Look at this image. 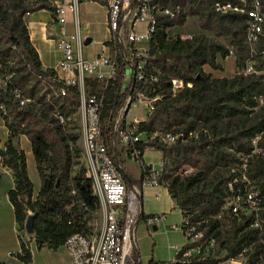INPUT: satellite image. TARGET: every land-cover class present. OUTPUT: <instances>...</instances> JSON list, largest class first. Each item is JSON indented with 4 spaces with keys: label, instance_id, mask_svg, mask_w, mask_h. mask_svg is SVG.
I'll use <instances>...</instances> for the list:
<instances>
[{
    "label": "trees",
    "instance_id": "16d2710c",
    "mask_svg": "<svg viewBox=\"0 0 264 264\" xmlns=\"http://www.w3.org/2000/svg\"><path fill=\"white\" fill-rule=\"evenodd\" d=\"M193 1H167L172 6L180 3L185 11L173 20L159 17L149 42L146 78L132 82L123 91L121 65L116 79L105 90V107L113 112L122 107L133 87L134 92L141 90L150 97L163 95L156 100L148 119L137 124L135 134L165 131L178 133L179 139L171 145L156 140L138 142L141 149L138 160L143 168L139 181L144 180L146 170L151 168L143 161L145 147L161 150L168 163L180 173L170 174L167 183L161 178L159 181L169 188L185 217L204 230L205 241L222 239L226 250L223 259L236 256L248 247L250 262L264 264L263 75L237 73L233 77H212L205 67L222 69L218 56L226 59L230 47L234 49L237 67L245 64L247 47L243 42L242 17L215 13L210 1L199 0L197 6H193ZM41 8L54 10L45 0H0V63L4 77L10 75L5 84L0 83L2 118L9 131L4 144L6 154L0 152V155L14 174L15 187L9 191V198L18 230H25L27 218L32 214L35 232L30 236L39 247L57 249L70 234L90 232L92 214L100 204L93 192L92 178L80 161V136L67 127L74 121L70 119L62 124L57 118V113L68 118V114L77 110L78 91L63 97L56 95L62 84L53 81L54 69L43 68L30 37L25 15ZM191 15L199 16L200 29L214 32L224 42L203 34L195 35L192 40L168 35L169 27L184 26ZM119 62L122 64L120 57ZM257 67L264 69V57L258 58ZM151 76L158 80L152 81ZM174 77H182L192 86L173 94L171 79ZM16 89L20 90V96L15 93ZM235 119H239L237 124L233 123ZM219 123H224L223 130L218 128ZM103 133L109 153L116 160L112 125H105ZM18 135L27 136L31 143L41 179L37 194L28 171L26 152L13 142V137ZM187 165L197 171L182 174ZM220 169H225L228 175L220 173ZM213 171L212 179L205 183ZM125 178L129 183L135 181L126 175ZM252 187L260 188L262 228L252 226L251 215L242 211L235 213L225 203L237 195L240 200H248ZM141 218H145L143 211ZM14 255L24 264L33 261L32 252L22 237L21 250Z\"/></svg>",
    "mask_w": 264,
    "mask_h": 264
},
{
    "label": "built area",
    "instance_id": "2783aa9c",
    "mask_svg": "<svg viewBox=\"0 0 264 264\" xmlns=\"http://www.w3.org/2000/svg\"><path fill=\"white\" fill-rule=\"evenodd\" d=\"M45 1L54 7V20L61 28L57 45L62 55L52 77L53 81L62 84L56 90V95L63 97L70 95L73 90L78 91L77 110L80 113L81 124L76 119L73 121L81 127L87 175L92 178L93 192L99 199V209L102 213V225L99 230L72 233L66 238L64 245L68 250L71 264H139L133 238L142 213L141 192L126 180L124 161H139L141 155L139 141L156 140L171 145L178 141L179 134L165 131L135 134L137 124L144 119L138 116L130 119L128 116L130 109L143 102L148 119L155 108L156 100L161 99L163 95L150 97L141 90L134 92L133 87L122 107L113 112L105 107V90L116 79L121 65L124 69L123 91L132 82L135 84L137 80L145 79L146 64L150 57L149 42L156 30L159 17L173 20L185 10L180 3L172 6L167 2L171 0L166 2L165 0H99L107 6L108 25L112 31V38L102 44L100 53L87 57L83 52L85 41L79 36L77 17L78 5L85 0ZM198 1L194 0L193 6H197ZM206 1L211 2L215 13L242 17L243 42L247 47V57L245 64L237 67V73L262 74L264 79V69L259 70L257 67L258 58L264 57V0ZM70 14H73L75 19L76 32L73 37H68L65 33V25ZM180 27L182 26L169 27L168 35L179 36L182 40H192L195 37L194 32L171 34L175 28ZM229 56H235L231 47ZM119 57L122 59V64L119 62ZM0 78L5 84L6 78L2 73L1 63ZM150 79L158 80L155 76H151ZM171 82L173 94L185 86H192L191 82H187L182 77H174ZM15 93L17 96L21 95L19 89H16ZM0 108L4 109V106L0 105ZM57 118L62 124H66L67 118L63 114L57 113ZM70 125L68 123V126ZM105 125H112V147L116 160L110 155L109 146L104 138ZM256 140L257 138L253 142L256 143ZM192 171V167L187 165L181 173L189 174ZM159 179L160 173L151 167L146 170L142 183L158 186ZM229 187L233 189V184L229 183ZM259 194L260 188L252 187L248 200H240V196L237 195L226 200V205L232 206L235 213L242 211L251 215L252 226L262 228ZM157 195L160 196L161 193L158 192ZM183 228L186 241L184 247L174 257L153 261L151 264H254L250 262L248 247H244L236 256L223 259L225 255L216 256L214 248L216 240L212 238L206 242L204 230L200 229L198 224L185 217Z\"/></svg>",
    "mask_w": 264,
    "mask_h": 264
},
{
    "label": "crops",
    "instance_id": "0c3cea01",
    "mask_svg": "<svg viewBox=\"0 0 264 264\" xmlns=\"http://www.w3.org/2000/svg\"><path fill=\"white\" fill-rule=\"evenodd\" d=\"M77 17L79 36L85 41L84 55L87 57L96 56L100 53L102 44L109 42L112 38V31L108 25L107 6L99 0H85L78 5ZM26 20L31 40L39 52L43 68L55 70L62 53L57 45L61 28L54 20L53 11L41 8L29 13ZM75 29L74 15L70 14L65 25L66 35L73 37L76 32ZM134 108L132 107L130 111ZM141 109L143 116L128 115L129 118L133 119L138 116L144 120L147 119L144 103ZM2 129L6 134V139L3 140L0 137L1 147L9 138L8 129L4 123L0 122V130ZM13 142L18 149H24L25 152L26 149L31 148V143L25 135L13 137ZM155 149L157 148L152 146L145 148L143 161L160 173V164L164 160V153L160 150L161 156L157 161L148 160L146 157L148 150ZM26 155L28 161L27 152ZM131 163H137V171L134 172L131 169ZM28 171L30 174L29 167ZM142 173L141 162L136 160L124 161V174L135 180L132 184L141 192V206L145 215V218H140L134 232L135 254L139 264H151L153 261L174 257L184 247L186 242L183 228L185 215L183 210L177 207L175 198L164 183L160 182L158 186L143 185L139 181L142 178ZM14 187L13 171L4 165L0 157V262L24 264L14 255L15 252L21 250L22 237L33 255V261L30 264H71L65 245H61L57 249H51L46 245L39 247L34 237H26L18 230L15 209L9 198V191ZM158 192L161 193L160 196L157 195ZM38 258H41L40 263H38Z\"/></svg>",
    "mask_w": 264,
    "mask_h": 264
},
{
    "label": "rangeland",
    "instance_id": "374dc122",
    "mask_svg": "<svg viewBox=\"0 0 264 264\" xmlns=\"http://www.w3.org/2000/svg\"><path fill=\"white\" fill-rule=\"evenodd\" d=\"M28 14L29 13H26L25 18L27 17ZM178 32H194V34H196V35L203 34L207 38L215 39V40H219L221 42H224V39L222 37L216 36L214 32L204 31V30L200 29V27L198 26V15L189 16L186 25H184L180 28H175L171 34H175ZM90 48L92 49V47H90ZM218 61L222 64V66H223L222 69H213L210 66L205 67V69L208 72L212 73V77L214 79H220L222 77H233L234 75L237 74L238 69H237V65H236V56H228L226 59H222L220 56H218ZM0 83L4 84L3 80L1 78H0ZM37 92H39V93L41 92L40 88H38ZM142 106H143V103L140 102L139 105L137 107H135L133 110H131L128 115L129 116H131V115L132 116L133 115L143 116L142 109H141ZM65 111L68 112V108H65ZM145 114H144V116H145ZM118 115L119 114H117V117H118ZM70 119H72V120L76 119V121L81 124L79 110L75 111L74 113L68 114L67 120H70ZM76 121L70 123L71 127L68 125H67V127L73 128V130H70V131L78 132V134H80L81 133V127L78 125V123ZM0 122L4 123V120L2 118L1 108H0ZM238 122H239V119L233 120L234 124H237ZM224 127H225L224 123L218 124L219 129L223 130ZM79 136H81V134ZM0 137L3 140L6 139V134L4 133L3 129L0 130ZM78 144L80 146L79 148L82 151L83 150L82 149L83 148L82 136L79 139ZM3 148H4V146H3ZM26 152L28 154V161L27 162H28V167L30 170V176H31V179L33 180V183H34V192H35V194H37L39 187L41 185V179H40V176H39V173L37 170L36 161H35L32 149L31 148L26 149ZM160 156H161V151L159 149L148 150L146 153V157L148 160L157 161V159H159ZM80 161H81L82 165L86 166V158L84 157L83 152H81ZM130 167L134 172L137 171V169H138L137 163H131ZM191 167H192L193 171L194 170L197 171V168H195L193 166H191ZM123 168H124V166H123ZM219 171H220V173H222L224 175H228V172L225 169H220ZM179 173H180V170L179 169L174 170L173 167L168 163V160L166 158H164L162 164L160 165L161 181H163L164 183H167L169 180L168 176L170 174L171 175H179ZM191 173H189V174H191ZM213 175H214V171L208 174V176L205 178L204 182L206 183L207 181L211 180ZM130 184L133 185L132 183H130ZM101 225H102V213L98 209L96 212H94L92 214V218L90 221L91 231L99 230L101 228ZM221 228L224 231V225ZM21 232L26 237H28V235H30V234L26 233V230H23ZM221 240L215 242V245H214V248L216 250V256H218V257L219 256L221 257V256L226 254V250L223 247V245H222L223 243ZM219 249H220V251H219ZM40 259L38 258V263H40Z\"/></svg>",
    "mask_w": 264,
    "mask_h": 264
},
{
    "label": "water",
    "instance_id": "95a60500",
    "mask_svg": "<svg viewBox=\"0 0 264 264\" xmlns=\"http://www.w3.org/2000/svg\"><path fill=\"white\" fill-rule=\"evenodd\" d=\"M0 152L2 154H6V151L3 147L0 146ZM25 230L27 234H34L35 229H34V219H33V215H29L26 221V225H25Z\"/></svg>",
    "mask_w": 264,
    "mask_h": 264
}]
</instances>
